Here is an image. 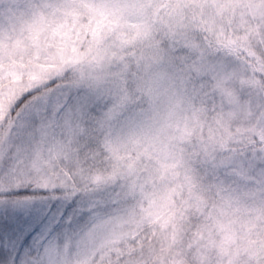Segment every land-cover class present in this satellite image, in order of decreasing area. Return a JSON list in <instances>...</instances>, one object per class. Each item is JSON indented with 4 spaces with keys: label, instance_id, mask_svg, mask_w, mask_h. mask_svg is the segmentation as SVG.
<instances>
[{
    "label": "snow or ice",
    "instance_id": "1",
    "mask_svg": "<svg viewBox=\"0 0 264 264\" xmlns=\"http://www.w3.org/2000/svg\"><path fill=\"white\" fill-rule=\"evenodd\" d=\"M0 264H264V0H0Z\"/></svg>",
    "mask_w": 264,
    "mask_h": 264
}]
</instances>
